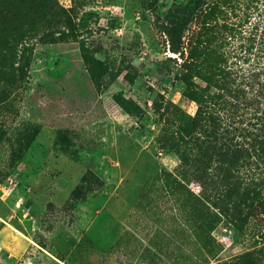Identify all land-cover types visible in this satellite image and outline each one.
I'll use <instances>...</instances> for the list:
<instances>
[{"label":"rangeland","instance_id":"1","mask_svg":"<svg viewBox=\"0 0 264 264\" xmlns=\"http://www.w3.org/2000/svg\"><path fill=\"white\" fill-rule=\"evenodd\" d=\"M187 1L0 0V24L31 48L23 77L0 76V168L10 170L0 235L19 238L15 251L0 241V264H264V210L240 220L242 203L238 217L221 215L218 246L206 253L157 177L179 162L172 105L196 109L168 34L182 16L174 45L184 49L188 27H201L202 18L186 19ZM35 125L19 158L14 149Z\"/></svg>","mask_w":264,"mask_h":264},{"label":"trees","instance_id":"2","mask_svg":"<svg viewBox=\"0 0 264 264\" xmlns=\"http://www.w3.org/2000/svg\"><path fill=\"white\" fill-rule=\"evenodd\" d=\"M184 9L187 20L202 18L201 27H188L184 49L174 45L182 16L175 15L178 26L168 34L171 51L181 56L183 94L196 109L182 115L172 105L181 115L170 141L179 162L157 177L162 176V186L183 207L190 235L211 253L218 246L212 232L221 215L238 217L237 205L242 203L248 210L240 220L264 210V0H188ZM30 51L18 28L0 24V76L23 77L31 63ZM99 66L90 69L96 72ZM93 80L92 73L94 85ZM111 98L126 109L133 107L119 93ZM39 130L35 125L20 137L14 149L19 158ZM247 172L252 180L244 184L240 173ZM9 173L0 168V181ZM78 190L74 188L72 195Z\"/></svg>","mask_w":264,"mask_h":264},{"label":"bare ground","instance_id":"3","mask_svg":"<svg viewBox=\"0 0 264 264\" xmlns=\"http://www.w3.org/2000/svg\"><path fill=\"white\" fill-rule=\"evenodd\" d=\"M18 239V236L11 232H7V234L5 232H2V234L0 235V241L2 242V244L13 251L17 250L18 248Z\"/></svg>","mask_w":264,"mask_h":264}]
</instances>
